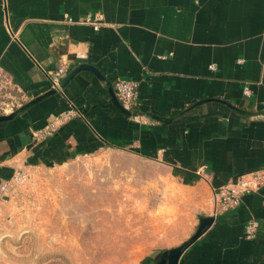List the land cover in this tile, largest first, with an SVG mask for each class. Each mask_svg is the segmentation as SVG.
Masks as SVG:
<instances>
[{
  "label": "crops",
  "instance_id": "0c3cea01",
  "mask_svg": "<svg viewBox=\"0 0 264 264\" xmlns=\"http://www.w3.org/2000/svg\"><path fill=\"white\" fill-rule=\"evenodd\" d=\"M87 15L101 17L97 28ZM80 65L104 79L82 70L0 122V206L20 167L117 149L206 194L197 218L212 223L177 264H264V187L229 211L218 195L264 167V0H0V77L23 103L56 88L49 72ZM116 78L139 83L131 117L113 102ZM71 110L81 116L63 119Z\"/></svg>",
  "mask_w": 264,
  "mask_h": 264
},
{
  "label": "rangeland",
  "instance_id": "374dc122",
  "mask_svg": "<svg viewBox=\"0 0 264 264\" xmlns=\"http://www.w3.org/2000/svg\"><path fill=\"white\" fill-rule=\"evenodd\" d=\"M23 106L0 77V113ZM206 195V194H205ZM205 195L117 149L24 166L0 206V264H149L187 243Z\"/></svg>",
  "mask_w": 264,
  "mask_h": 264
},
{
  "label": "built area",
  "instance_id": "2783aa9c",
  "mask_svg": "<svg viewBox=\"0 0 264 264\" xmlns=\"http://www.w3.org/2000/svg\"><path fill=\"white\" fill-rule=\"evenodd\" d=\"M101 17L99 15H87L85 22L97 28ZM214 67H212L213 69ZM49 77L56 87H59L62 79L66 75L64 68H59L57 71L49 72ZM112 88L117 100L127 110L134 112L137 106L139 97V83L137 81L116 78L112 83ZM248 94V91H245ZM75 114L74 110L65 113L63 119L69 120ZM54 130L52 128L46 129L42 133L50 134ZM41 133V134H42ZM264 187V167L238 176L235 180L229 182L227 185L221 187L218 191L219 203L224 211L236 209L244 195L250 193H258ZM4 189V187L2 188ZM258 230L257 221L250 220L245 225V237L253 239Z\"/></svg>",
  "mask_w": 264,
  "mask_h": 264
},
{
  "label": "water",
  "instance_id": "95a60500",
  "mask_svg": "<svg viewBox=\"0 0 264 264\" xmlns=\"http://www.w3.org/2000/svg\"><path fill=\"white\" fill-rule=\"evenodd\" d=\"M82 70L92 71L100 79H104L103 76L101 75V73L97 69H95L94 67H92L90 65H80L79 67H77L76 69H74L67 77H65L63 79V81L60 83L59 87H56L55 89L51 90L50 92H48V93H46L44 95H41L40 97H37L36 99H34V100H32V101L24 104L23 106L17 108L15 111H13L9 115H0V122L9 121V120L14 119L19 114H21L22 112H24L28 108L34 106L35 104L39 103L40 101H42L46 97L55 94L57 91H61L66 86V84L78 72H80ZM111 93H112L113 102H114L115 106L119 109V111L121 113H123L125 116L131 117L134 114V112L125 109L120 104V102L117 100V98H116L114 92L112 91V89H111ZM220 102H222V101H220ZM222 103L226 104L228 107H230L231 109H233L234 111H236L238 113H241V114H244V115H246V114L248 115L249 114V113H247L245 111H242L240 109H237L236 107H234V106H232V105H230L228 103H225V102H222ZM211 223H212V220L211 219L200 218V224L197 227V230H196L195 234L191 237V239L187 243L183 244L182 246H180L178 248H175V249H173L170 252H168V253L165 254V256H166V258L168 260V264H177L178 259H179V257L181 256V254L183 252V249L185 247H187L188 245H190L191 243H193L195 240H197L201 236V234L211 225Z\"/></svg>",
  "mask_w": 264,
  "mask_h": 264
}]
</instances>
